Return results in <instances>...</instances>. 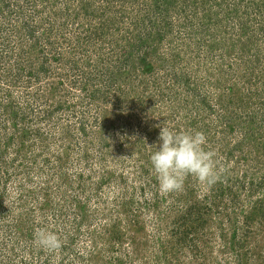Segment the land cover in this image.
I'll list each match as a JSON object with an SVG mask.
<instances>
[{
    "label": "rangeland",
    "instance_id": "rangeland-1",
    "mask_svg": "<svg viewBox=\"0 0 264 264\" xmlns=\"http://www.w3.org/2000/svg\"><path fill=\"white\" fill-rule=\"evenodd\" d=\"M66 1L0 0V264H264V0H117L95 41L109 0ZM221 95L242 107L221 117ZM164 122L217 133L253 193L236 227L173 224L184 190L161 193L150 164Z\"/></svg>",
    "mask_w": 264,
    "mask_h": 264
},
{
    "label": "trees",
    "instance_id": "trees-1",
    "mask_svg": "<svg viewBox=\"0 0 264 264\" xmlns=\"http://www.w3.org/2000/svg\"><path fill=\"white\" fill-rule=\"evenodd\" d=\"M67 1H69V0H67ZM67 1H66V5L68 3ZM73 1L79 3L80 7L82 6V2L85 3L87 10H88V7H91V5L93 4V2H91V1H90V4H88L89 0L88 1L87 0H72V2ZM115 1H117V0H109V1H107V5H105L104 8L93 9V11H90L91 13L101 12V14H102L101 15L102 16L101 23L98 25V27L92 29L93 33L89 35V37L92 39V41L97 40V38H99L100 35H104L102 30H105L108 33V32H111V30L118 28V26L120 24V18H118V14L121 13V10H119L118 8H115V6L113 4H111ZM123 1L125 2V5H127L126 3L130 0H123ZM157 3H159L158 0H157ZM125 7H124V9H126ZM86 8H85V10H86ZM65 11H66L65 13L67 14L69 12V8L65 9ZM87 12L85 14L90 13V12H88V13ZM231 17H233V16H231ZM85 18H86V16H85ZM88 18H90V16ZM87 19H84V20H87ZM74 25H76V26H74ZM78 26L79 25H77L75 22L73 23L74 30L77 29ZM119 28H120V26H119ZM30 32L28 35L32 36L30 34ZM2 42H4V39L2 40ZM128 61H129V63H131V60H128ZM39 70L42 73L46 72L45 71L46 69L43 65L41 68H39ZM82 75H83V73H82ZM217 84L218 83H215L214 85H217ZM185 85H186L187 91L191 92V94L193 96L192 100L195 103H197V102L201 103V101L203 103H207L206 98L204 96L201 97V94L195 88L190 86L188 81L185 82ZM198 96H200V97H198ZM237 100L238 99L236 97H233L230 101L226 102L223 99V96L220 99H218V101L216 100V103L222 107L221 108L222 112H219L220 116L221 117L225 116V113L223 112L225 107H228L229 109L231 108L232 105L236 106L237 108L242 107V105H240L241 102L237 103ZM10 107H11V105H10ZM235 110L236 109H234V111L229 112L228 114L226 113V115L228 116V118L225 117L227 122L228 121H229V123L231 122L230 121L231 115L234 117L236 116L237 112ZM215 123H217V122H215ZM215 128H217V125H215ZM152 132L155 133L154 131H152ZM208 134H209V138L215 137L217 135V133L215 131H212V133L211 132L205 133V136L207 137ZM249 135L251 136V134H249ZM246 136H247V134H246ZM206 139L208 140V138H206ZM207 147L213 150V148L209 145V141H207ZM230 173L231 172L224 173L221 180L219 182H217L211 188L203 185V187H204L203 190H205V191L203 192L202 198L200 200L198 198H196L195 195L193 194L194 189L196 188V184H198L197 181L192 177H188L185 180V185H184V189H183L184 193H181L180 195L175 196V197H177V203L178 204L173 205V210L180 212V214L175 218V220L173 221V224L179 223V225L182 224L188 230H190L189 227H191L194 230L193 232H198V230L203 228V225L207 221V219L211 218L210 216L215 215V216H220L219 221L221 224L228 223L229 226L232 225V226L236 227L237 223L239 222L238 218L240 217V214L244 212L243 208L244 207L245 208L250 207L247 205L250 204V200H251L250 198L253 195V193H250L252 191L247 192V190L244 188L245 186L241 185L242 183L240 181L243 178V173H242L241 178H237V177L234 178L230 175ZM144 188H145L144 186H141L142 191L145 190ZM242 193H245V195L242 198H240V195ZM179 200H181L180 204H179ZM174 204H176V203H174ZM256 206H257V201H255L252 204V208H251L249 216L247 218L248 220L251 217H253L254 214L259 210V209H257ZM221 207H223V209L221 211H219ZM212 212H214V213H212ZM235 238H236V233H233L232 239H235ZM238 243H239V241H238ZM234 244H235V242H234Z\"/></svg>",
    "mask_w": 264,
    "mask_h": 264
},
{
    "label": "clouds",
    "instance_id": "clouds-1",
    "mask_svg": "<svg viewBox=\"0 0 264 264\" xmlns=\"http://www.w3.org/2000/svg\"><path fill=\"white\" fill-rule=\"evenodd\" d=\"M158 143L150 155L158 189L168 194L183 190L185 180L194 178L198 183L211 188L219 182L226 171L214 150L207 147V139L202 131L194 129L177 130L159 125ZM34 243L47 250L60 247L57 233L46 228H37Z\"/></svg>",
    "mask_w": 264,
    "mask_h": 264
}]
</instances>
